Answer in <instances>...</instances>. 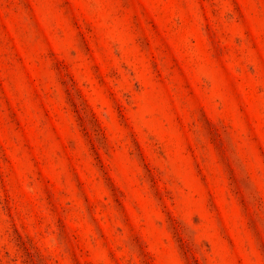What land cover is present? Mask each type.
<instances>
[{"label": "rangeland", "instance_id": "rangeland-1", "mask_svg": "<svg viewBox=\"0 0 264 264\" xmlns=\"http://www.w3.org/2000/svg\"><path fill=\"white\" fill-rule=\"evenodd\" d=\"M0 264H264V0H0Z\"/></svg>", "mask_w": 264, "mask_h": 264}]
</instances>
